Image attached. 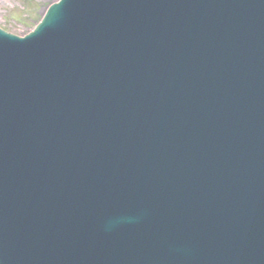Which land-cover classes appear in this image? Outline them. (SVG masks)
I'll list each match as a JSON object with an SVG mask.
<instances>
[{"label": "water", "instance_id": "obj_1", "mask_svg": "<svg viewBox=\"0 0 264 264\" xmlns=\"http://www.w3.org/2000/svg\"><path fill=\"white\" fill-rule=\"evenodd\" d=\"M2 29L0 264H264V0Z\"/></svg>", "mask_w": 264, "mask_h": 264}, {"label": "rangeland", "instance_id": "obj_2", "mask_svg": "<svg viewBox=\"0 0 264 264\" xmlns=\"http://www.w3.org/2000/svg\"><path fill=\"white\" fill-rule=\"evenodd\" d=\"M57 0H0V27L24 36L34 29Z\"/></svg>", "mask_w": 264, "mask_h": 264}]
</instances>
